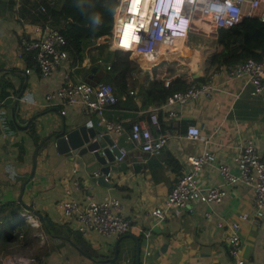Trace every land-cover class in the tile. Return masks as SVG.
I'll use <instances>...</instances> for the list:
<instances>
[{
	"label": "crops",
	"instance_id": "1",
	"mask_svg": "<svg viewBox=\"0 0 264 264\" xmlns=\"http://www.w3.org/2000/svg\"><path fill=\"white\" fill-rule=\"evenodd\" d=\"M30 1L0 0V97L5 101L0 110V207L23 204V213L29 210L39 225L20 215L13 223V229H20L23 237L2 253L0 264H23L22 259L28 257L38 258L43 261L42 264H102L100 261H105L103 264H137L135 239L141 242V264H237L228 252V227H219L218 222L238 220L243 212H252L254 189L251 186L243 183L228 186L222 203H195L193 212L171 211L160 223L149 212L163 204L180 176L179 172L182 174L185 170L188 156L203 148L213 150L218 161L234 172L238 170L235 157L245 138H252L259 153L264 156V101L252 96L251 86H248L238 98L219 94L212 102L188 104L182 121L173 122V129H170L172 138L160 155L143 153L128 139V126L134 120L147 122L149 114L144 113L145 110L109 107L104 113L105 118L124 122L126 133L113 137L117 145L127 151L125 158L118 161L126 163V171L111 174L113 187L94 183L88 174L91 154L84 156L86 165L80 170L76 162L59 155L55 140L48 138L61 131L64 124L71 129L92 122L99 129L98 119L103 120V117L86 114L80 105L68 107L66 115H62V102L57 98L48 99L62 86L68 63L48 77L38 71L26 73V69L31 67L26 60L27 54L18 55L20 40L23 36H33L34 26H42L31 23L35 13ZM22 5H25L24 9ZM217 50L215 44L214 53ZM197 56L201 57V54ZM205 61L202 74L197 77L199 79L205 78ZM195 62L198 64L199 61ZM84 66L90 67L88 60ZM171 68L176 71H170ZM222 70L223 67L218 76H223ZM143 71L142 75L138 73L135 82L137 96L134 100L138 106L142 104L145 74L148 73L151 79L163 80L167 77L176 80L180 78L181 71L187 70L170 61L169 64L160 63ZM187 74L191 80L196 79L190 71ZM73 75L76 77L74 71ZM219 81L223 82L222 79ZM225 85L231 91H241V82ZM191 126L198 127L209 142H189L185 134ZM33 133L44 140L41 142L44 144L38 152L34 178L24 187L39 146ZM75 181L85 187L84 193L92 194L99 200L108 196L120 199L122 213L132 220L133 228L130 233L121 236L119 255L114 261L111 260L118 238L92 235L87 239L82 236L91 249L87 253L76 243L77 232H70L64 222L59 204ZM200 185H223L218 170L214 167L206 169L201 175ZM35 211L47 217L48 221L41 220ZM207 212H213L212 216L207 217ZM42 223L55 228L48 230ZM140 229L150 233L148 239ZM241 237V259L246 264H264V221L258 226L249 221L242 223ZM147 251L150 255H146Z\"/></svg>",
	"mask_w": 264,
	"mask_h": 264
},
{
	"label": "built area",
	"instance_id": "2",
	"mask_svg": "<svg viewBox=\"0 0 264 264\" xmlns=\"http://www.w3.org/2000/svg\"><path fill=\"white\" fill-rule=\"evenodd\" d=\"M44 10V6L39 7ZM35 12V11H34ZM171 2L164 0H117V7L113 16L114 25L111 35L105 36L112 50L129 52L130 59L135 61L143 70L161 63L169 64L171 56L182 52L187 46L193 28H206L212 39H216L219 31L241 23L246 17L258 18L264 21V0H190L185 6L183 14L176 13ZM133 26L129 34L130 46L123 42L125 27ZM183 37L178 42L177 37ZM176 39V40H175ZM102 40V38L100 39ZM176 48V49H175ZM34 53L35 65L26 69V73L38 71L48 77L64 68L68 61L66 39L50 24L34 26V35L23 36L18 46V55L25 56ZM100 64H105L99 60ZM64 81L58 91L48 99L57 98L62 102V115H66L68 107L80 105L88 115H100L104 122V131L116 136L126 133L123 121L107 120L105 111L114 106L118 98L115 88L110 83H100L96 86L79 81L73 75V68L65 67ZM107 69L110 66L107 65ZM215 71L209 79H192V83L183 91L169 96L160 107H153L144 113L149 114V121L135 122L130 129L128 139L143 153L160 155L169 145L172 138L171 130L164 129L160 120L168 123L182 121L186 107L191 103L214 101L219 94L239 97L242 91L251 86V94L264 101V61L248 59L245 62L223 66ZM138 72L131 73L133 88L130 95L137 96L136 79ZM222 79L223 82L219 80ZM166 86L173 78H163ZM241 82V91H231L225 83ZM0 97V110L4 105ZM189 142L203 141L208 143L196 126H191L185 134ZM122 161L127 155L124 148H120ZM142 159L141 157H139ZM237 172L228 165L218 161L213 150L203 148L200 152L191 154L187 158L186 168L176 178L172 190L168 193L163 204L155 207L149 215L160 223L171 211L188 210L193 212L195 203L218 205L224 200L226 187L243 183L254 189L253 210L243 212L238 220L218 222L219 227L227 226L226 237L229 255L237 264H246L240 257L242 245V223L251 222L261 225L264 221V156H262L252 138H245L240 143L235 157ZM216 168L221 175L223 185L203 187L200 185L202 173L209 168ZM85 187L78 181L73 183L65 192L60 210L70 230L89 239L91 236L103 238H119L131 232L133 223L122 213L123 205L116 197H105L99 200L92 194H87ZM213 212H207L211 217ZM22 217L29 218L34 225H39L32 218L29 210L21 213ZM148 239L150 233L140 229ZM23 235L20 234V238ZM150 255V251L146 252ZM23 264H42L43 261L28 257L22 259ZM145 264V263H142Z\"/></svg>",
	"mask_w": 264,
	"mask_h": 264
},
{
	"label": "trees",
	"instance_id": "3",
	"mask_svg": "<svg viewBox=\"0 0 264 264\" xmlns=\"http://www.w3.org/2000/svg\"><path fill=\"white\" fill-rule=\"evenodd\" d=\"M29 3L35 11L31 23H38L42 26L50 24L65 37L68 52L67 63L70 68L74 69L77 78L91 85L110 83L114 86L118 98L117 103L112 106L114 108L131 111L141 108L146 111L153 107H160L169 96L185 90L192 83L187 71H181L180 78L171 81L169 86H166L163 80L151 79L147 73L141 93L142 104L138 106L129 93L133 88L131 73L136 71L142 75L144 71L130 59L129 52L112 50L108 39L102 43L99 42L101 38L112 33L117 0H32ZM41 5L44 6V10L39 9ZM24 8L25 5H22V9ZM214 41L218 50L206 58L204 70L206 79H209L223 66L242 63L248 59L264 61V21L258 18L246 17L241 23L220 30ZM211 48L214 49L212 44L204 50ZM26 57L28 66H34L36 63L34 53L30 52ZM86 60L90 63L89 68L84 66ZM99 60L105 63L104 66L99 63ZM107 65L110 69H107ZM94 68H96L95 73ZM170 71L175 72L176 70L171 68ZM160 120L164 129H173V122H165L161 112ZM136 121L134 120L128 126L129 130ZM147 121H149V115ZM33 137L36 145L44 141L35 133ZM179 174L181 175L180 172ZM24 207L23 204L13 203L0 207V257L10 245L18 242L20 238L21 230H14L13 223L20 218ZM42 224L48 230L55 228L47 223ZM67 228L69 229L68 226ZM69 231L72 232L70 229ZM76 234L78 235L76 243L82 250L90 253L91 249L82 235Z\"/></svg>",
	"mask_w": 264,
	"mask_h": 264
},
{
	"label": "water",
	"instance_id": "4",
	"mask_svg": "<svg viewBox=\"0 0 264 264\" xmlns=\"http://www.w3.org/2000/svg\"><path fill=\"white\" fill-rule=\"evenodd\" d=\"M94 68L93 71H95ZM23 91L19 94L17 103L21 99ZM53 138L55 140V146L59 155L64 156L70 161L76 162L79 169L82 170L86 163L84 162V156L87 154L92 155L90 166L88 167V174L94 183H98L103 186L113 187L112 173H120L126 171V163H118L121 157L120 147L117 145L115 138L111 133L102 132L97 127L89 122L83 126H73L71 129L63 125L61 131L52 134L48 139ZM37 146L34 154L33 167L30 176L25 180L24 187H26L30 181L34 178L37 167V156L41 146ZM29 209H32L29 207ZM41 220L48 221V218H44L38 212L35 211ZM137 241V264L140 263L141 256V242ZM121 237L117 239L115 243L114 258L111 261L117 259L119 255V243ZM99 263H105L100 261Z\"/></svg>",
	"mask_w": 264,
	"mask_h": 264
},
{
	"label": "rangeland",
	"instance_id": "5",
	"mask_svg": "<svg viewBox=\"0 0 264 264\" xmlns=\"http://www.w3.org/2000/svg\"><path fill=\"white\" fill-rule=\"evenodd\" d=\"M105 39L106 38H102V41H104ZM177 41L181 42L180 40ZM189 42L190 43H188V46L182 52L176 53V55L171 56L170 61L175 62V65L179 66L180 68L190 71L191 75L197 78L199 74H202L203 63L206 57L209 54L214 53L215 41L210 37L206 28H202L200 31L198 28H193L191 30ZM210 44L214 46V49L211 48L209 50H204ZM201 53L203 54L202 57L197 56ZM193 59L199 61L198 64H196L198 65L197 68L190 65V63L192 62L191 60ZM158 62L161 63V60H158ZM179 63H182V65ZM11 252H13V250Z\"/></svg>",
	"mask_w": 264,
	"mask_h": 264
},
{
	"label": "bare ground",
	"instance_id": "6",
	"mask_svg": "<svg viewBox=\"0 0 264 264\" xmlns=\"http://www.w3.org/2000/svg\"><path fill=\"white\" fill-rule=\"evenodd\" d=\"M132 27L133 26H127V27H125V32H124V35H123V42L126 44V47H129L130 46V42H131V40H129V34L131 33V31H132ZM178 39L177 40H181V42H183L184 41V38L183 37H181V36H179V37H177ZM176 40V39H175ZM176 49V48H175ZM192 66L193 67H196L197 68V66H196V62H195V60L194 61H192ZM195 68V69H196ZM99 118V117H98ZM98 125H99V127L101 128V129H104V122L99 118L98 119ZM99 128V129H100Z\"/></svg>",
	"mask_w": 264,
	"mask_h": 264
},
{
	"label": "clouds",
	"instance_id": "7",
	"mask_svg": "<svg viewBox=\"0 0 264 264\" xmlns=\"http://www.w3.org/2000/svg\"><path fill=\"white\" fill-rule=\"evenodd\" d=\"M164 1H165V4H167L168 2H171L172 8L177 10L176 13H180V14L184 13L186 4L190 2V0H164Z\"/></svg>",
	"mask_w": 264,
	"mask_h": 264
}]
</instances>
